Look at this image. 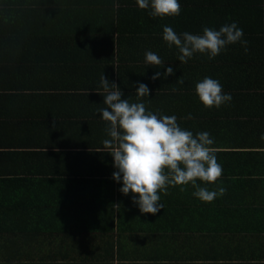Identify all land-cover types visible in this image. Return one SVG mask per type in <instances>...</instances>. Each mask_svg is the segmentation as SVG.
I'll return each mask as SVG.
<instances>
[{
	"label": "crops",
	"instance_id": "1",
	"mask_svg": "<svg viewBox=\"0 0 264 264\" xmlns=\"http://www.w3.org/2000/svg\"><path fill=\"white\" fill-rule=\"evenodd\" d=\"M80 1L72 10L81 21H91L101 0ZM103 1L114 14L130 3L140 16L132 24L124 20L111 39L91 37L77 46L69 43L67 50L51 47L53 39L41 25L31 28L39 39L34 43L0 41V65L8 68L0 70V264H264V162L244 178L247 190L234 192L226 180L222 208L216 200L208 202L203 216L191 183L161 192L163 208L152 217L135 209L132 193L119 206L116 169L97 170L103 161L114 167L103 146L110 137L98 111L106 107L100 77L135 81L141 63L134 57L145 60L154 51L146 39L156 25L151 9H140L136 0ZM168 47H162L165 53ZM246 67L248 79H261L264 92V60ZM185 129L199 132L195 124ZM252 149L264 155V145ZM95 192L96 199L89 197ZM169 207L182 213L169 218ZM198 224L209 229L205 250L198 237L187 243L189 249H171L169 226L178 244L198 234L191 231Z\"/></svg>",
	"mask_w": 264,
	"mask_h": 264
},
{
	"label": "trees",
	"instance_id": "2",
	"mask_svg": "<svg viewBox=\"0 0 264 264\" xmlns=\"http://www.w3.org/2000/svg\"><path fill=\"white\" fill-rule=\"evenodd\" d=\"M78 1L70 0L64 3L63 0H0V41L15 42V44L22 41L34 43L39 39L30 33L31 28L34 25H41L47 27L48 36L53 39L51 47L57 50L63 47L67 50L69 43L77 46L91 37L95 40L98 37L105 40L111 39L114 31L120 26L122 28L124 20H129L128 23L132 24L133 20L140 16L138 12L137 14L133 12L134 8H131L130 3H126L129 5L128 9L122 8L121 11L119 9L120 12L114 14L101 0L99 1L100 6L91 14V21L83 22L75 10H72L76 4H83L82 1ZM179 3L181 13L178 16L159 18L161 22L158 17L151 16L156 25V33L149 34L151 37L146 40L156 47L153 52L161 57L164 67L149 65L143 58L134 57L137 65L141 63L138 67L141 68L140 75H137L133 82L120 79L116 84L121 91L123 89L128 93L124 95L129 96L127 99L130 102H138L136 89L140 83L146 84L150 89L149 97L140 98L139 102H144L147 110L159 115H174L183 129L195 124L199 126V132L206 131L211 134V138L214 139L211 147L215 151L218 163L223 167V175L215 183L199 180L200 187L218 191L220 187L224 188L225 181L229 180L227 184L234 192H237V188L240 191L241 189L247 190L249 182L244 178L264 162L263 152L252 149L262 148L264 145V139H261L264 135V119H262L264 117V92L260 91L262 89L261 79H248L251 76L246 75L248 61L264 60V0H179ZM40 4L48 8H42ZM232 22H236L243 30V39L248 42L247 52L244 46L237 42L228 45L214 59L210 60L207 54L195 53L187 63H182L178 59L181 53L176 51L174 54L173 52L177 49L174 45L171 48L175 49L168 47L166 53L163 51L168 45L162 40L163 36L159 35V33L163 34L164 26L172 27L177 34L185 31L191 34H202L204 27L219 30L221 26ZM142 24L146 22L140 23ZM168 67L173 69L174 75L165 77L163 73ZM2 69L8 71L6 66L0 65V70ZM157 72L161 73V76L153 80L152 76ZM204 77L218 80L223 86V91L231 94V102L219 108L205 107L195 91L196 84ZM178 79L183 80V83H178ZM249 109L254 111L250 112ZM189 115L191 118H188ZM256 116L262 118L256 120ZM108 164L109 162L103 161L97 170L114 168ZM121 187L118 185L116 191L119 206L130 201H126L127 195L119 191ZM109 190L107 196L110 202H113L115 200L113 188ZM89 194V197L98 196L96 192ZM217 197L214 200L221 203L219 208H222L225 196ZM96 203L97 201H94V204ZM209 204L199 199L198 210L201 216L204 215ZM135 209L138 210L137 205ZM179 213H182L180 208L169 207L168 209L169 218L171 215L176 218ZM260 215L262 216L263 213ZM198 225V228L194 226L191 229L198 234H187L181 238L182 243L178 242V244L175 239L176 234H174L175 228L169 226V246L173 245L171 249H179L181 246L186 248L187 243H192L191 241L198 237L200 249L205 250L202 245H204L203 240L210 234L209 229L202 224ZM120 228L126 230L122 224ZM202 259L208 260L209 258Z\"/></svg>",
	"mask_w": 264,
	"mask_h": 264
},
{
	"label": "clouds",
	"instance_id": "3",
	"mask_svg": "<svg viewBox=\"0 0 264 264\" xmlns=\"http://www.w3.org/2000/svg\"><path fill=\"white\" fill-rule=\"evenodd\" d=\"M136 3L140 9L150 8L149 15L153 17L178 16L181 13L179 0H136ZM163 39L169 48L174 45L179 50L181 55L178 59L182 63H187L195 53L207 54L210 60L214 59L228 45L237 42L244 46L245 52L248 50L243 30L236 22L225 24L219 30L204 27L202 34L187 31L177 34L172 27L164 26ZM145 62L164 67L161 57L151 51L145 53ZM163 75H174L173 69L168 67ZM160 76L161 73L157 72L152 79ZM177 82L182 84L183 80L178 79ZM100 84L106 107L98 111L101 118L108 122L106 133L110 138L103 141V146L114 160L116 171L112 178L122 182L120 192L133 194V203L141 213H158L163 208L160 193L167 195L169 186L191 183L196 189L193 195L204 202H212L226 193L223 187L210 191L197 184V180L215 183L223 175V167L211 147L214 139L209 132L194 135L181 128L174 115H159L147 110L145 103L139 102L140 98L149 97L150 89L146 84L140 83L136 89L138 102L122 98L124 93L120 87L104 74L100 77ZM195 91L207 108H219L232 100L231 94L223 91L220 82L210 77L199 81ZM184 190L181 187V191Z\"/></svg>",
	"mask_w": 264,
	"mask_h": 264
}]
</instances>
